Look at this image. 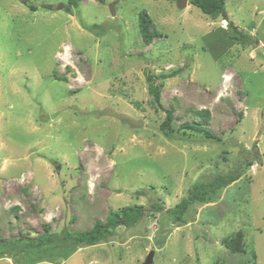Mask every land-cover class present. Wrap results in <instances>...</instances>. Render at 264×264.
I'll use <instances>...</instances> for the list:
<instances>
[{
	"label": "rangeland",
	"instance_id": "rangeland-1",
	"mask_svg": "<svg viewBox=\"0 0 264 264\" xmlns=\"http://www.w3.org/2000/svg\"><path fill=\"white\" fill-rule=\"evenodd\" d=\"M59 3L0 0V264H142L150 250L153 264H264V156L209 186L253 144L264 155V0H226L217 20L188 0ZM229 22L233 41L218 29ZM195 186L172 223L167 208ZM134 204L138 223L106 241L63 238ZM43 223L56 237L30 245ZM238 230L235 253L224 243Z\"/></svg>",
	"mask_w": 264,
	"mask_h": 264
},
{
	"label": "trees",
	"instance_id": "trees-1",
	"mask_svg": "<svg viewBox=\"0 0 264 264\" xmlns=\"http://www.w3.org/2000/svg\"><path fill=\"white\" fill-rule=\"evenodd\" d=\"M99 2H103V0H98ZM191 4L198 7L205 15L210 17L212 20L217 19H226L227 14L224 9V4L226 0H188ZM69 4L72 6H77L79 0H67ZM30 9L34 10L35 7L30 4ZM138 27L139 32L142 36V39L145 43H151L152 39L156 36L159 37V33L155 30L151 29V19L147 16L146 12H140L138 16ZM219 31L222 33L224 37L229 38L233 41V33L237 32V28L233 23L229 22L225 28L218 26ZM211 48V47H209ZM212 49V48H211ZM165 77V76H163ZM148 91L152 93L154 97V101L159 104V91L162 86L161 83L154 84L150 77L148 76ZM207 114L203 115V118L206 119ZM173 118L172 109L165 110V118L163 122L160 124V129L163 133L170 137L172 135V128L170 126V122ZM198 129L202 130V128ZM203 131L208 137H212V134L206 129ZM211 135V136H210ZM249 154L246 156L245 160L241 159V155L237 157V161L234 165L232 171L228 172L225 175L218 176L213 183L209 184V186L213 187H224L229 185L232 181L236 180L237 177L241 175V171H244L248 166L252 165L254 161L261 162L260 156H264L263 154H259L258 148L255 144H253L251 149H248ZM238 161L241 162L238 163ZM243 162V163H242ZM240 164V165H239ZM243 167H242V166ZM240 166L242 168H240ZM201 193V188L199 186H195L193 191L187 195L186 198H183L180 202L175 204L173 208H167V214L172 223H184V215L187 212L190 204L196 199L197 196ZM159 206H156V209L159 210ZM144 210L141 205H126L121 207L118 210L111 209L108 212V215L105 221L95 220L93 225L86 230H82L79 232L67 233L63 236L64 239H68L69 241L75 243L77 247L82 246H90L95 245L99 242L106 241L109 236H111L114 232V229L117 226L124 225L126 227L134 226L143 216L142 211ZM44 232L37 235L35 239L28 240L30 245H42L49 243L52 241L53 237H56L55 234L48 232V225L42 224ZM244 235L242 231H236L232 236H230L224 243V246L231 252H245V244L243 241ZM253 256L255 255L252 251ZM221 264V263H219ZM249 264H256L251 261Z\"/></svg>",
	"mask_w": 264,
	"mask_h": 264
},
{
	"label": "water",
	"instance_id": "water-1",
	"mask_svg": "<svg viewBox=\"0 0 264 264\" xmlns=\"http://www.w3.org/2000/svg\"><path fill=\"white\" fill-rule=\"evenodd\" d=\"M187 0H176V4L178 8H184L186 6ZM114 3H111L109 6L110 13L114 15ZM56 8L65 10L67 12H72V6L65 3H59L56 5ZM153 256L154 250H150L149 253L146 255L145 260L142 264H153Z\"/></svg>",
	"mask_w": 264,
	"mask_h": 264
},
{
	"label": "bare ground",
	"instance_id": "bare-ground-1",
	"mask_svg": "<svg viewBox=\"0 0 264 264\" xmlns=\"http://www.w3.org/2000/svg\"><path fill=\"white\" fill-rule=\"evenodd\" d=\"M226 76V75H225ZM226 78H227V76H226Z\"/></svg>",
	"mask_w": 264,
	"mask_h": 264
}]
</instances>
